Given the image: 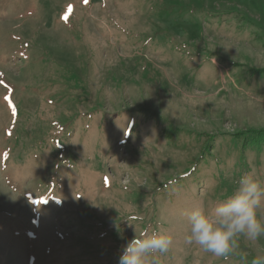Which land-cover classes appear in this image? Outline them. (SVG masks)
<instances>
[{
    "label": "rangeland",
    "instance_id": "obj_1",
    "mask_svg": "<svg viewBox=\"0 0 264 264\" xmlns=\"http://www.w3.org/2000/svg\"><path fill=\"white\" fill-rule=\"evenodd\" d=\"M262 129L264 0H0V264H118L154 232L147 264H251L264 236H185L264 183L233 137Z\"/></svg>",
    "mask_w": 264,
    "mask_h": 264
},
{
    "label": "clouds",
    "instance_id": "obj_2",
    "mask_svg": "<svg viewBox=\"0 0 264 264\" xmlns=\"http://www.w3.org/2000/svg\"><path fill=\"white\" fill-rule=\"evenodd\" d=\"M170 183L175 184L176 180ZM236 184L237 188L214 209V214L209 215L202 206L188 213L186 244L220 257L235 252L240 236L252 241L264 236V219L258 215L264 205V183L246 173ZM172 243L170 236L155 232L135 235L123 246L118 264H147L149 256L167 253ZM251 264H264V254H257Z\"/></svg>",
    "mask_w": 264,
    "mask_h": 264
},
{
    "label": "trees",
    "instance_id": "obj_3",
    "mask_svg": "<svg viewBox=\"0 0 264 264\" xmlns=\"http://www.w3.org/2000/svg\"><path fill=\"white\" fill-rule=\"evenodd\" d=\"M233 137L234 141L238 142L237 146L241 148V157L244 160L245 166L248 168L247 162H245L247 151L252 150L258 153H263L264 151V129L250 130L247 132L239 133L238 135H235Z\"/></svg>",
    "mask_w": 264,
    "mask_h": 264
},
{
    "label": "snow or ice",
    "instance_id": "obj_4",
    "mask_svg": "<svg viewBox=\"0 0 264 264\" xmlns=\"http://www.w3.org/2000/svg\"><path fill=\"white\" fill-rule=\"evenodd\" d=\"M85 3H87V0H85ZM69 11H71V8L69 9ZM66 19V17H65ZM34 203H46V201H34Z\"/></svg>",
    "mask_w": 264,
    "mask_h": 264
}]
</instances>
